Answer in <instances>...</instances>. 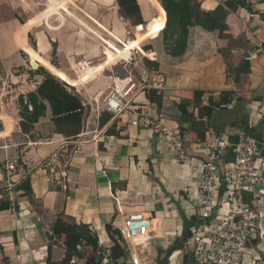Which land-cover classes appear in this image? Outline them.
<instances>
[{
  "label": "crops",
  "instance_id": "0c3cea01",
  "mask_svg": "<svg viewBox=\"0 0 264 264\" xmlns=\"http://www.w3.org/2000/svg\"><path fill=\"white\" fill-rule=\"evenodd\" d=\"M137 1L147 30L158 11L147 3L148 17L140 0ZM157 1L163 8L161 0ZM248 2L253 13L242 9L240 16L233 14L250 47H236L230 54L236 64L252 55L250 91L254 100L251 104L238 102V86L229 77L226 60L220 53L228 49L229 41L220 39L217 32L191 28L187 51L181 57L166 52L163 32L158 38L146 41V45L154 47L159 64L158 71L147 73L152 76L150 85L154 78L163 81L166 92L202 90L205 91L203 107L209 105L210 98L215 103L211 106L214 110L211 120L200 119L199 109L189 108L196 121L207 129L206 138L211 130L236 135L238 129L249 133L248 129L261 127L254 120L257 110L264 105V46L259 39L264 25L261 19L264 2ZM222 3V0H206L203 8L215 10ZM73 12L80 17L78 22L73 20ZM31 13L33 16H29ZM2 14L14 17L0 22V187L6 180L7 163L21 161L33 192L28 196L16 190L13 195H7L5 202L10 203V208L0 212V255L4 260L0 263L60 264L66 249L52 237L59 215L67 222L89 225L98 235V252L107 253L114 244L105 226L112 224L120 231L127 215L138 212L150 218L151 223L156 220V228L150 229L143 239V247L128 249L129 257L122 264H132L134 256L143 264H155L151 256L157 251L153 254L150 244L157 239L168 243L167 234L173 228L166 223L175 221L178 227L175 244L170 242L164 252L176 242L186 241L184 235L190 236V228L195 225L191 220L199 221L197 216L202 211L195 201L198 175L191 163H182L169 148L164 133H155L150 125L154 120L152 103L145 91L146 75L142 78L139 72L121 77L119 63L112 65L125 53L138 51L133 41L135 36L128 37V28L135 27L120 17L116 0H0ZM53 45L57 46L54 58L57 70L52 68ZM139 59L138 64L144 63ZM41 67L74 88L86 104L84 130L78 138L67 139L56 133L52 108L47 101L46 114L35 124L33 133H23L19 98L24 95L27 100V95L36 92L44 82V76L36 73ZM140 68L143 70L144 66ZM132 84L137 87L132 98L140 108L139 113L126 111L121 116L109 113L111 120L101 126L103 114L108 113L104 109L107 97L114 91L122 93ZM227 92L236 94L221 97ZM181 101L166 96L159 121L163 128L176 134L180 129L181 114L177 107ZM135 120L137 125L133 124ZM113 125L119 136L107 134ZM261 133L262 129L255 135ZM196 145L200 144L191 147L195 155ZM191 158L195 163L201 161ZM4 193L0 190V200ZM183 197L185 207L178 205ZM165 231L168 232L163 235ZM186 250L187 245L183 251L175 252L176 257L185 260ZM98 252L100 262L102 257ZM176 257L172 256L171 260ZM75 261L86 264L85 258L80 262L76 257Z\"/></svg>",
  "mask_w": 264,
  "mask_h": 264
},
{
  "label": "trees",
  "instance_id": "16d2710c",
  "mask_svg": "<svg viewBox=\"0 0 264 264\" xmlns=\"http://www.w3.org/2000/svg\"><path fill=\"white\" fill-rule=\"evenodd\" d=\"M119 7V15L124 20L128 21L131 26L135 27L136 33L133 41L137 45L138 52L143 57L144 64L149 73L159 70V64L154 55V47L152 45H146L142 47V44L150 39H156L163 32V40L166 52L172 57L183 56L188 48L190 29L195 27H201L207 32L218 33L220 39L229 41V47L227 50H221L220 53L224 56L229 77H233L234 82L238 86L240 97L238 102L243 105L251 104L253 102L251 88V64L248 60L243 59L238 65L232 60L230 51L234 48H249V42L247 38L241 33L240 24L234 18V14L240 16L241 10H247L249 13H253L252 5L248 0H222L215 10H206L203 8V4L206 0H161L163 8L160 6L157 0H140L143 5L144 13L149 16V8L147 3H151L158 11V15L151 19L148 29L143 26L145 20L142 15L141 7L137 0H116ZM264 2V0H258ZM261 19L264 22V13L261 14ZM261 32L259 39L264 46V25L261 26ZM31 44L36 47V43L32 35H29ZM54 46L53 61L56 57L57 46ZM34 55H36V52ZM132 52L125 53L121 58H118L112 62V65L120 60L128 61L132 56ZM55 56V57H54ZM247 57V56H246ZM53 70H57L56 65H52ZM37 74L44 76V82L39 86L36 92L29 93L27 100L24 95L19 98L20 115L22 121L20 123L21 129L25 134H32L37 124L47 111L45 101H47L53 112V122L56 126V133L63 135L67 139L78 138L84 130V121L86 118L87 107L82 97L75 91L74 88L69 87L64 82L59 80L55 75L50 74L44 67L39 68L36 71ZM147 98L152 103L153 120L159 122L162 118V110L164 107V98L170 96L172 98H181V103L178 105L181 116L178 121L180 124L179 134L184 143L186 152L189 156L202 159L199 154L195 155L192 151L194 144H202L206 140L207 129L203 124L196 121L195 115L189 111L190 107L199 109V118L208 119L213 118L214 110L212 105H215L210 98L208 106L203 107V98L205 91H170L166 92L156 88H146ZM236 93L227 92L222 93L221 97H230ZM32 106V110L30 109ZM112 116L109 113H104L101 118V126L107 124L111 120ZM248 122V121H247ZM236 125V123H232ZM249 126V124H248ZM263 126L259 130L249 131L250 134L255 135L261 131ZM114 125L107 131L108 135H118L114 130ZM260 134L257 136L260 138ZM233 158L227 157L223 160V164L231 161ZM221 163V164H222ZM19 167L24 168L21 161H18ZM7 171V170H6ZM5 171V173H6ZM7 179V175H6ZM6 182V180H5ZM5 184V183H4ZM18 191H23L26 195H32V185L29 177L22 180L17 186ZM2 200H0V212L9 210L10 203L5 202L7 193ZM41 213V209H39ZM189 223V222H188ZM192 224L201 223L196 218L191 220ZM105 231L110 236L113 247L110 251L109 264H122V260L129 257V251L126 245L123 243L121 232L114 229L112 224L105 226ZM52 237L61 242L66 249L64 259L60 264H75L72 263L74 258L84 259V252L80 251V247L83 251H92L97 255L99 251V238L97 233L86 224H76L67 222L63 215H59L56 222L53 225ZM188 238L189 236H184ZM259 240L253 241L254 245H257ZM181 242H176V246ZM98 264H102V259ZM185 263L190 264L192 262L191 257L185 256ZM129 264V262L127 263Z\"/></svg>",
  "mask_w": 264,
  "mask_h": 264
},
{
  "label": "built area",
  "instance_id": "2783aa9c",
  "mask_svg": "<svg viewBox=\"0 0 264 264\" xmlns=\"http://www.w3.org/2000/svg\"><path fill=\"white\" fill-rule=\"evenodd\" d=\"M251 59L252 55L246 57ZM152 80L150 85L145 78L147 88L163 90V83ZM135 89L136 84H132L122 93H110L105 111L114 116L126 111L139 113L132 98ZM254 121L263 126L260 138L240 129L236 135L211 130L205 142L196 145L194 151L203 157L196 163L187 154L179 133L163 128L161 122L150 123L155 133H164L176 157L182 163H191L198 175L195 201L202 213L197 216L201 223L190 228L191 235L186 239L190 264H264V105L257 110ZM231 156V161L222 163ZM6 170L7 179L0 190L13 195L22 177L25 179V170L18 161L7 163ZM150 229L151 219L145 214H128L120 230L123 243L129 250L143 247ZM98 255H104L102 264L110 263V251ZM72 263H76L75 258ZM132 264L143 262L134 256ZM170 264L186 263L176 257L170 259Z\"/></svg>",
  "mask_w": 264,
  "mask_h": 264
},
{
  "label": "rangeland",
  "instance_id": "374dc122",
  "mask_svg": "<svg viewBox=\"0 0 264 264\" xmlns=\"http://www.w3.org/2000/svg\"><path fill=\"white\" fill-rule=\"evenodd\" d=\"M154 14V16H155V12L153 11L152 12V15ZM143 15V14H142ZM29 16H33L32 15V13L29 15ZM70 16V15H69ZM73 16H74V18H73ZM73 16H70V17H72L73 18V20H75V21H77L78 22V20H77V18H80L78 15H77V13H74L73 12ZM14 17V15L13 14H2L1 16H0V22H5L6 20H8L9 18H13ZM252 17V16H251ZM27 18H29V17H27ZM252 21V20H251ZM145 24H146V22H145ZM127 28H128V26H127ZM146 28V27H145ZM128 29H130L129 31H130V34H128V37L129 38H131V37H134L135 36V33H136V30L135 29H133V28H128ZM102 37H103V35H102ZM105 37V36H104ZM105 38H108V37H105ZM102 42V41H101ZM146 43L147 42H145V43H143L142 44V47H144L145 45H146ZM254 46V45H253ZM252 46V47H253ZM102 49H103V46H102ZM55 57V56H54ZM139 57L140 58H142V60H143V57H142V55H141V53L139 54V52L138 51H133V54H132V56H131V58H130V60H129V62H126V61H124V60H120L118 63L120 64H118V67H120L119 69H120V71H118V73L120 74V76L121 77H126V76H128V75H130V73H134L135 75L137 74L138 75V73L139 72H141V77L143 78V75H146V77L148 78V80H151V78H152V76H148L147 75V73H148V71H147V69H146V66H145V64L144 63H141V64H138V62H139ZM239 58H242V56H240ZM242 61V60H241ZM240 61V62H241ZM52 62H54L55 63V61H53L52 60ZM144 62V61H143ZM240 62H238L237 63V65L240 63ZM235 63V62H234ZM94 64H98V63H94ZM133 64V65H132ZM236 64V63H235ZM143 66H144V69L142 70L140 67H142L143 68ZM147 71V72H146ZM49 72V71H48ZM146 72V73H145ZM143 73V74H142ZM141 78V79H142ZM160 83H163V81L162 80H160ZM131 86V85H130ZM135 91H136V89L134 90V95H135ZM119 116H121V115H119ZM238 134V133H237ZM188 202V201H187ZM178 205L179 206H181V207H185L186 205H187V203H186V200L184 199V197L182 198V199H180L179 200V202H178ZM169 220V219H168ZM156 220H153L152 221V223H151V229L154 231V229L156 228ZM153 224H155V226L153 225ZM167 225H171L172 226V232H171V234H167L168 236H169V240H168V243L165 241V243H163V240L162 239H160V241L157 239L156 240V242H151V246L153 247V251H152V253L153 254H155L156 253V251H157V253L154 255V256H151L152 258H153V261H155V263H156V259H159V260H161V261H164L163 259L165 258V254L167 253V252H164V248L165 247H167L169 244H170V242L171 243H173L174 241H175V235H176V233L177 232H175V230H176V228L178 227V223L177 222H175V221H171V222H167L166 223ZM175 227V228H174ZM168 231H165L164 233H163V235L164 234H166ZM175 233V234H174ZM183 239V238H182ZM173 244H175V243H173ZM160 247V248H159ZM159 250V251H158ZM85 253V256H88V255H91V254H93V255H96V254H94L92 251H86V252H84ZM147 255V254H146ZM102 256V255H101ZM148 256V255H147ZM172 256H174V257H176L177 256V253H174ZM3 257L0 255V262H1V259H2ZM2 261H4L3 259H2ZM80 262H81V260H80ZM99 263V262H98ZM0 264H3V263H0Z\"/></svg>",
  "mask_w": 264,
  "mask_h": 264
},
{
  "label": "water",
  "instance_id": "95a60500",
  "mask_svg": "<svg viewBox=\"0 0 264 264\" xmlns=\"http://www.w3.org/2000/svg\"><path fill=\"white\" fill-rule=\"evenodd\" d=\"M188 234V233H187ZM187 234H185L184 236H187ZM185 239V237H184ZM186 245V241L180 243V245L178 246H173L169 249V251H167V253L165 254V258L163 259L164 261H161L159 259H156V264H170V259L172 257V255L177 252V251H183ZM85 260H86V264H98L99 262V258L96 255H88V256H84Z\"/></svg>",
  "mask_w": 264,
  "mask_h": 264
},
{
  "label": "bare ground",
  "instance_id": "6f19581e",
  "mask_svg": "<svg viewBox=\"0 0 264 264\" xmlns=\"http://www.w3.org/2000/svg\"><path fill=\"white\" fill-rule=\"evenodd\" d=\"M132 52L134 51V49L133 50H131ZM146 216V215H145Z\"/></svg>",
  "mask_w": 264,
  "mask_h": 264
}]
</instances>
